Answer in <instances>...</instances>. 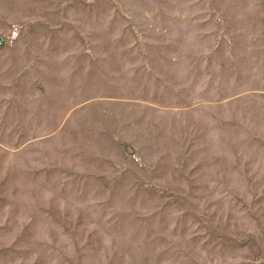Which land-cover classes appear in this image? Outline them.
<instances>
[{"label": "rangeland", "instance_id": "1", "mask_svg": "<svg viewBox=\"0 0 264 264\" xmlns=\"http://www.w3.org/2000/svg\"><path fill=\"white\" fill-rule=\"evenodd\" d=\"M0 264H264V0H0Z\"/></svg>", "mask_w": 264, "mask_h": 264}, {"label": "water", "instance_id": "2", "mask_svg": "<svg viewBox=\"0 0 264 264\" xmlns=\"http://www.w3.org/2000/svg\"><path fill=\"white\" fill-rule=\"evenodd\" d=\"M4 42L3 38L0 36V45H2Z\"/></svg>", "mask_w": 264, "mask_h": 264}]
</instances>
